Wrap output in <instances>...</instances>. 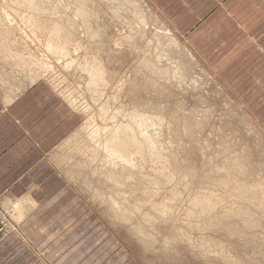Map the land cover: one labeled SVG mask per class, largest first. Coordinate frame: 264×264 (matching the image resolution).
<instances>
[{"label": "rangeland", "instance_id": "obj_1", "mask_svg": "<svg viewBox=\"0 0 264 264\" xmlns=\"http://www.w3.org/2000/svg\"><path fill=\"white\" fill-rule=\"evenodd\" d=\"M0 40V107L39 82L75 114L51 157L56 202L28 233L3 195L0 243L62 244L74 264H264V112L241 104L255 91L241 88L247 55L212 73L145 0H0ZM121 125L132 174L106 146Z\"/></svg>", "mask_w": 264, "mask_h": 264}, {"label": "crops", "instance_id": "obj_2", "mask_svg": "<svg viewBox=\"0 0 264 264\" xmlns=\"http://www.w3.org/2000/svg\"><path fill=\"white\" fill-rule=\"evenodd\" d=\"M145 1L212 73L247 55L241 88L255 91L241 104L258 105L259 113L264 112V0ZM2 99L0 199L7 194L21 201L18 214L25 218L19 231L29 233V223L43 215L40 207L58 198L60 182L51 157L74 128L75 114L70 102L39 82ZM15 236L0 243V264H74L73 255L58 252L62 244H27Z\"/></svg>", "mask_w": 264, "mask_h": 264}, {"label": "bare ground", "instance_id": "obj_3", "mask_svg": "<svg viewBox=\"0 0 264 264\" xmlns=\"http://www.w3.org/2000/svg\"><path fill=\"white\" fill-rule=\"evenodd\" d=\"M97 2V1H96ZM84 11L85 10H82V12H81V14H82V16H83V18L85 19V22H86V20L88 19V17H89V15H87V11L84 13ZM87 24H88V22H86ZM88 29H89V27H88ZM53 32H59V28L58 29H54V31ZM94 33V32H93ZM9 45V44H8ZM8 45L6 44V43H3V40H0V47L3 49V50H7L8 52H9V48H8ZM140 45V44H139ZM53 46V49H55L56 51H60L61 53H64L65 52V47H62V45L60 46V45H57V44H53L52 45ZM13 55V54H12ZM11 59V58H10ZM97 71H99L98 70V68H96L95 66L94 67H92L91 68V74H93V79L95 80V79H100V75H99V73L97 72ZM129 106V105H128ZM146 115V114H145ZM134 118H136L135 120H136V122L138 123L137 124V126L139 127V126H143V127H140L139 129H141V131L142 132H146L145 131V127L148 125V118L146 119V116L144 117V116H136V117H134ZM153 119V118H152ZM151 119V120H152ZM150 120V119H149ZM132 121V120H131ZM133 122V121H132ZM135 122V123H136ZM153 122V121H152ZM150 123V122H149ZM133 124H134V122H133ZM144 125H146L145 127H144ZM122 126V125H121ZM120 126V128H118L114 133L112 132V134H110V135H108V137H107V141H106V146H107V148H108V150L110 151V154L112 155V156H116V157H118L119 158V160H120V162H117L116 160V162L117 163H120V165H123V166H121V171H128V174H132L131 173V171H132V169H131V167H134L133 166V160L131 159V151H130V149H126V147L128 148V146H126V145H131L132 143H131V141L130 140H128V139H126V133H127V131L129 132V130L131 129V127L129 126V125H124V126H122L121 127ZM136 126V127H137ZM134 128V127H133ZM132 130V129H131ZM130 130V131H131ZM146 130H147V128H146ZM148 133V132H147ZM126 134V135H125ZM139 135V134H138ZM146 136H148V134L146 135ZM129 137V136H128ZM150 137V136H149ZM131 138V137H130ZM134 138V137H133ZM148 138H146V140H147ZM150 140H152V139H150ZM149 139H148V141H145L146 143H148L149 141H150ZM133 141V140H132ZM133 142H136V140L135 141H133ZM138 142V141H137ZM149 143H153L152 141H150ZM136 144V143H135ZM151 145V144H150ZM153 146V145H152ZM133 147V146H132ZM131 150H133V148L131 149ZM108 153V152H107ZM155 154V153H154ZM94 155H95V153H94ZM110 155V156H111ZM141 156V155H140ZM115 157V158H116ZM113 158V157H112ZM118 160V159H117ZM115 162V163H116ZM115 163H114V165H115ZM119 165V164H118ZM119 165V166H120ZM118 167V166H117ZM179 167V166H178ZM119 168V167H118ZM110 169H112V168H110ZM109 169V170H110ZM117 172H118V170H117ZM117 172H116V170H115V168L114 169H112V171L109 173L108 172V174L109 175H107V176H109L108 178H111V179H115L116 180V178L118 177V175H117ZM116 175H117V177H116ZM125 175V174H124ZM115 180H112V181H115ZM248 188H250V186L248 187ZM245 192V191H244ZM222 193V192H221ZM117 199V198H116ZM208 203V202H207ZM18 208V207H17ZM127 216V215H126ZM190 230V229H189ZM233 232V231H232ZM165 235V234H164Z\"/></svg>", "mask_w": 264, "mask_h": 264}, {"label": "built area", "instance_id": "obj_4", "mask_svg": "<svg viewBox=\"0 0 264 264\" xmlns=\"http://www.w3.org/2000/svg\"><path fill=\"white\" fill-rule=\"evenodd\" d=\"M6 212H8L6 209L0 210V235H3L6 231L10 230L8 227Z\"/></svg>", "mask_w": 264, "mask_h": 264}]
</instances>
